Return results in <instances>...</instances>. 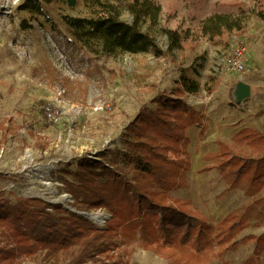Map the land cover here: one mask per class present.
<instances>
[{"label":"rangeland","instance_id":"obj_1","mask_svg":"<svg viewBox=\"0 0 264 264\" xmlns=\"http://www.w3.org/2000/svg\"><path fill=\"white\" fill-rule=\"evenodd\" d=\"M122 1L73 0L69 5L66 0H0V123L7 129L0 130V196L12 203L24 197L61 204L104 228L110 214L104 209L78 210L62 183V169L74 170L79 158L98 161L100 152L122 148L123 129L138 110L152 106L150 101L157 94L173 92L184 75L200 86L198 94L183 96L187 104L203 112L204 122L189 127L193 130L187 133V185L170 196L190 200L213 226L250 207L260 213L261 221L251 219V226L236 239L262 235L264 189L253 196L241 188L229 189L216 168L215 141L207 144L202 137L207 130V134L216 131V125L222 127L224 139L238 125L259 130L264 126V86H258L264 84V21L257 16L264 13V0H153L161 7L160 26L181 35V48L160 57L153 50L116 56L91 51L86 56L67 44L75 37L64 19L94 18L107 2L117 6L119 20L130 23ZM216 13L242 17L241 30L203 36L201 21ZM152 33L156 46L166 53L165 36ZM237 44L246 52L244 71L229 72L223 62ZM238 80L253 85L257 100L251 96L235 103L232 92ZM42 107L50 109L53 119L41 120L36 112ZM238 112H244L246 120L235 124ZM253 243L241 242L224 260L241 264ZM117 253H123L127 264H168L133 242L117 245L111 254ZM260 261L264 264V253ZM206 264L222 261L211 259Z\"/></svg>","mask_w":264,"mask_h":264},{"label":"trees","instance_id":"obj_2","mask_svg":"<svg viewBox=\"0 0 264 264\" xmlns=\"http://www.w3.org/2000/svg\"><path fill=\"white\" fill-rule=\"evenodd\" d=\"M122 3L130 23L119 20L117 6L109 2L94 18H65L75 37L67 44L86 56L91 51L116 56L153 50L160 57L181 48L180 33L160 26L161 7L156 2ZM257 16L264 21V13ZM242 21V17L216 13L201 21L200 32L209 38L219 37L241 30ZM153 31L165 36L166 53L156 46ZM177 84L173 92L157 94L150 101L152 106L138 110L123 129L122 148L100 152L98 161L79 158L74 170L62 169V183L75 207L84 211L104 209L110 214L105 227L97 228L61 204L24 197L12 203L0 196V264H127L123 253H111L120 243L124 246L131 242L165 258L168 264H206L211 259L228 264L224 256L246 241H253L254 247L241 264H261L264 233L236 239L251 226V219L261 221L260 213L243 208L213 226L190 200L170 196L187 185V129L202 125L203 118L202 112L187 104L183 96L198 94V82L181 75ZM47 110L42 107L36 112L42 121L48 120ZM3 129L7 130L0 123ZM229 141L217 140L214 155L223 182L229 189L241 188L249 196L261 192L264 126L261 130L243 127Z\"/></svg>","mask_w":264,"mask_h":264},{"label":"crops","instance_id":"obj_3","mask_svg":"<svg viewBox=\"0 0 264 264\" xmlns=\"http://www.w3.org/2000/svg\"><path fill=\"white\" fill-rule=\"evenodd\" d=\"M252 50V48H250V49H248V52H247V55H248V53H250V51ZM247 61L249 62V60H248V57H247ZM257 63L258 62H256L255 60H253V64L254 65H257ZM254 68V67H253ZM252 68V69H253ZM256 69V68H255ZM240 82H242V83H245V84H247L248 86H249V88H250V96H249V98L252 96V98H254V100H257V98L255 97V95H253V85L248 81V80H238V81H236L235 82V84H234V88H233V92H234V90H235V87L237 86V84L238 83H240ZM262 83V82H261ZM259 84V83H258ZM257 86V85H256ZM259 87H263L264 86V84H259L258 85ZM233 92H232V94H233ZM261 94H263V91H262V93ZM248 98V99H249ZM245 104V103H244ZM236 105V104H235ZM236 107H237V105H236ZM239 107V106H238ZM237 107V108H238ZM243 109V108H242ZM238 113H240V115H238V120L235 122V124H239V123H237V122H239L240 120H242V121H245L246 120V118H244L243 116H245L244 115V112H238ZM249 113V116L251 115V111H249L248 112ZM202 114H203V112H202ZM203 117H204V115H203ZM204 122V119L202 118V123ZM216 125V124H215ZM203 126V125H202ZM196 126H193V128H195ZM243 127H250V126H241V125H238L237 127H233V131L231 132V134L229 135V137L228 138H223V131H221V129H222V127H218L217 125L214 127V129L216 130V131H213L211 134H207V132H208V130L207 131H205L204 132V135H203V137H202V141H204V142H207V144H209V143H211V142H214L215 141V144L214 145H216V142H217V140H220V141H229L230 139H231V137L234 135V133L236 132V131H238L239 129H241V128H243ZM193 128H188V130H187V133L188 132H190L191 130H193ZM212 128V127H211ZM253 128H255V129H257V130H259L256 126H253ZM208 129H209V127H208ZM230 133V131H229V129H228V131H227V134H229ZM221 135H222V137H221ZM216 148H217V145H216ZM215 152V151H214ZM213 152V153H214Z\"/></svg>","mask_w":264,"mask_h":264},{"label":"built area","instance_id":"obj_4","mask_svg":"<svg viewBox=\"0 0 264 264\" xmlns=\"http://www.w3.org/2000/svg\"><path fill=\"white\" fill-rule=\"evenodd\" d=\"M246 61V52L245 49L237 44L232 47L230 54L225 58L224 64L229 72H243L244 64ZM50 110V109H48ZM48 110L46 111L47 119H53L52 114Z\"/></svg>","mask_w":264,"mask_h":264},{"label":"water","instance_id":"obj_5","mask_svg":"<svg viewBox=\"0 0 264 264\" xmlns=\"http://www.w3.org/2000/svg\"><path fill=\"white\" fill-rule=\"evenodd\" d=\"M66 1L69 5L73 3V0H66ZM249 96H250L249 86L242 82L238 83L233 92V99L235 103L239 104L242 101L248 99Z\"/></svg>","mask_w":264,"mask_h":264}]
</instances>
